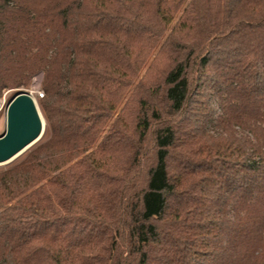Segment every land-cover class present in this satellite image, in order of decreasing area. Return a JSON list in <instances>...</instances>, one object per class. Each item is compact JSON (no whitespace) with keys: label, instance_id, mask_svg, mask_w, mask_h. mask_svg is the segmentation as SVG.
I'll use <instances>...</instances> for the list:
<instances>
[{"label":"trees","instance_id":"obj_1","mask_svg":"<svg viewBox=\"0 0 264 264\" xmlns=\"http://www.w3.org/2000/svg\"><path fill=\"white\" fill-rule=\"evenodd\" d=\"M39 73L0 264H264V0H0V97Z\"/></svg>","mask_w":264,"mask_h":264},{"label":"water","instance_id":"obj_2","mask_svg":"<svg viewBox=\"0 0 264 264\" xmlns=\"http://www.w3.org/2000/svg\"><path fill=\"white\" fill-rule=\"evenodd\" d=\"M5 129L0 135V166L8 165L38 142L44 125L34 97L16 92L5 106Z\"/></svg>","mask_w":264,"mask_h":264},{"label":"rangeland","instance_id":"obj_3","mask_svg":"<svg viewBox=\"0 0 264 264\" xmlns=\"http://www.w3.org/2000/svg\"><path fill=\"white\" fill-rule=\"evenodd\" d=\"M41 79H42V76L39 73L32 79L29 88L17 89V90L11 89V90L3 92L2 96L0 97V135L3 133V131L5 129V113H4V111H5V106H6V103L8 102V100L18 91H28L34 97L36 105L38 106L37 99H41V98L37 95V93L38 92L42 93V90L40 88ZM42 118H43V116H42ZM43 120H44V118H43ZM45 128H46V122L44 120V132H45ZM43 135H44V133H43ZM43 135H42V137H43ZM38 142H36L31 147H29L24 153H22L18 158H16L14 161L9 163L8 165H11V164L15 163L16 161H18L19 159H21L31 148H33L35 145H37ZM5 166H7V165L0 166V168L5 167Z\"/></svg>","mask_w":264,"mask_h":264},{"label":"built area","instance_id":"obj_4","mask_svg":"<svg viewBox=\"0 0 264 264\" xmlns=\"http://www.w3.org/2000/svg\"><path fill=\"white\" fill-rule=\"evenodd\" d=\"M37 95L42 98L43 97V94L41 92H38Z\"/></svg>","mask_w":264,"mask_h":264},{"label":"bare ground","instance_id":"obj_5","mask_svg":"<svg viewBox=\"0 0 264 264\" xmlns=\"http://www.w3.org/2000/svg\"><path fill=\"white\" fill-rule=\"evenodd\" d=\"M41 119H42V123H43V125H44V120H43V118H42V115H41Z\"/></svg>","mask_w":264,"mask_h":264}]
</instances>
